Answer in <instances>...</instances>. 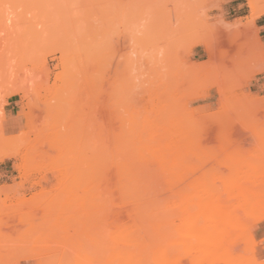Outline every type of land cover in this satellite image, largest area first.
<instances>
[{"label": "rangeland", "instance_id": "rangeland-1", "mask_svg": "<svg viewBox=\"0 0 264 264\" xmlns=\"http://www.w3.org/2000/svg\"><path fill=\"white\" fill-rule=\"evenodd\" d=\"M248 7L0 0V264H264Z\"/></svg>", "mask_w": 264, "mask_h": 264}, {"label": "bare ground", "instance_id": "bare-ground-1", "mask_svg": "<svg viewBox=\"0 0 264 264\" xmlns=\"http://www.w3.org/2000/svg\"><path fill=\"white\" fill-rule=\"evenodd\" d=\"M248 8H250V13L253 18L260 17L264 14V0H249Z\"/></svg>", "mask_w": 264, "mask_h": 264}, {"label": "crops", "instance_id": "crops-1", "mask_svg": "<svg viewBox=\"0 0 264 264\" xmlns=\"http://www.w3.org/2000/svg\"><path fill=\"white\" fill-rule=\"evenodd\" d=\"M245 1H247V0H245ZM258 20H264V14L261 15V16L258 18ZM259 27L261 28V33L263 34V35H262V38H263V40H264V22H263Z\"/></svg>", "mask_w": 264, "mask_h": 264}]
</instances>
